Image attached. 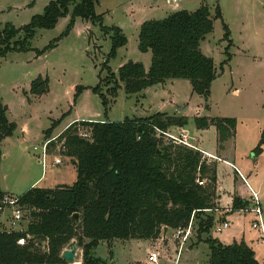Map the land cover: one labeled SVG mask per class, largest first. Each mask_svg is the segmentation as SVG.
<instances>
[{"label": "rangeland", "instance_id": "rangeland-1", "mask_svg": "<svg viewBox=\"0 0 264 264\" xmlns=\"http://www.w3.org/2000/svg\"><path fill=\"white\" fill-rule=\"evenodd\" d=\"M49 1L0 0V32L5 25L17 30L8 44H0V49L6 45L15 49V43L20 44L24 37L21 28L33 16L42 14ZM93 4L95 15L102 18V26L117 27L126 38V45L118 48L113 58H107L111 48V33L102 31L99 23L80 18L74 19L67 35L54 43L55 47L37 53L52 44L68 28L72 7L57 20L53 29L35 30L26 52L11 51L4 57L0 56V98L7 107L8 121L16 124L14 134L0 146L10 156L2 164L4 169L8 166L9 169L13 168L9 172L7 184L19 181L20 175L25 173L33 175L43 170L45 181L41 187L55 188L59 184L71 186L76 172L74 169L72 171L67 152L55 140L69 125L79 121L119 122L125 118L149 117L157 112L186 117L190 138L199 140V147L212 153L217 152L215 128L197 130L194 118L236 119V140L227 144L224 153L218 154L223 160L232 163V167L241 172L247 181L250 180L247 176L250 172L254 178L261 180L264 175V142L260 150L254 152V149L264 131V0H94ZM201 6L209 9L212 18L218 6L222 16V20L213 21L212 32L200 43L201 53L213 60L217 72L206 101L192 93L186 80H167L130 96L125 94L121 85L115 99L107 96L106 115L101 99L90 89L84 90L74 101L76 86L93 88L110 73L115 74L128 61L141 63L145 70L149 68L150 52L141 53L137 49L139 27L143 22L162 20L180 10L194 12ZM222 23L230 31L232 46L229 49L231 61L220 71L228 45L223 39ZM38 76L48 78L49 91L34 97L29 94V86ZM102 94L106 95L104 83ZM64 114L65 118L52 132L53 144L43 149L46 142L43 132ZM178 130L176 127L169 128V132L175 135H178ZM78 131L83 137L90 135L88 127H79ZM200 132H203L202 137ZM163 141L161 143L164 146L166 144ZM56 160L61 164H55ZM219 166L224 172L222 176L226 188L243 200H249L250 193L237 176L235 179L232 167L222 162H219ZM25 181L11 192L13 197L27 191ZM203 182L202 187H206L208 181L203 179ZM260 204L264 223V188L260 193ZM30 214L29 208L22 209V218L19 225L13 227L14 230L24 229L31 221ZM205 214L212 215L211 212ZM10 215L12 210L5 209L0 219L6 220ZM200 218L205 219L206 216ZM226 218L230 223L228 229L217 232L214 225L201 238L210 237L223 244H231L234 232L244 233L245 237L252 236L256 258L264 264V242L256 240L258 232L251 228L250 223L252 214L234 212ZM196 232L197 226L194 224L189 241L180 250L179 242L173 238V230L164 233L161 229L155 240H114L110 243V249L105 242H100L93 255L107 264H147V252L155 251L158 254L157 264H209L208 247L205 244L190 247L189 243L197 237ZM128 246L134 249L128 251ZM109 251L112 253L111 259ZM81 260L82 251L77 247L74 260L63 261L62 264H81Z\"/></svg>", "mask_w": 264, "mask_h": 264}, {"label": "trees", "instance_id": "trees-1", "mask_svg": "<svg viewBox=\"0 0 264 264\" xmlns=\"http://www.w3.org/2000/svg\"><path fill=\"white\" fill-rule=\"evenodd\" d=\"M93 2L50 0L42 14L33 16L21 28L24 34L21 43L16 42L15 49L6 45L0 49V56L11 51L26 52L35 30L53 29L57 20L72 7L68 28L37 53L55 47L54 43L67 35L74 19L80 18L99 23L102 31L111 33L107 58H113L116 50L126 45V38L119 28L102 26V18L94 13ZM214 20H222L218 6L213 18L209 9L201 6L194 12L180 10L162 20L143 22L139 27L137 49L141 53L150 52L149 68L145 70L141 63L128 61L93 88L76 86L74 101L84 90L90 89L101 99L106 115L107 96L115 99L121 85L130 96L167 80L188 81L192 93L206 101L217 72L213 60L201 53L200 43L212 32ZM222 24L223 39L228 45L220 71L231 61L229 49L232 46L230 31ZM0 33V44L5 45L15 37L17 30L5 25ZM103 83L106 95L102 94ZM48 85L47 77L38 76L31 81L29 94L45 95ZM6 113L7 107L0 98V142L16 130V124L8 121ZM65 115L43 132L45 141L51 140L52 132ZM193 122L198 130L215 128L218 150L234 137V118L196 117ZM187 124L184 116L155 113L119 122L79 121L69 125L55 140L68 157L73 158L75 181L71 186L60 185L54 189L30 188L17 197L21 210H31V221L24 231H0V264H62L61 252L74 241L82 251L81 264H107L93 255L100 242H105L110 249L114 240H155L161 229H186L193 220L197 221L198 238L203 233L208 234L216 220L205 214L214 208L215 167L207 165L199 152L180 145L163 146L155 137V128L166 130ZM79 127H88L89 137L81 136ZM263 142L264 131L254 152L260 150ZM1 157L0 150V162ZM203 179L208 181L206 187L196 183ZM5 196L0 190V201ZM247 206L237 197L232 199V211ZM74 214H78V221L73 219ZM204 215L206 218L201 219ZM20 239L25 240L24 245L18 244ZM198 242L207 245L209 264H259L253 250L243 242L223 245L210 237ZM111 256L109 251L110 259Z\"/></svg>", "mask_w": 264, "mask_h": 264}, {"label": "crops", "instance_id": "crops-1", "mask_svg": "<svg viewBox=\"0 0 264 264\" xmlns=\"http://www.w3.org/2000/svg\"><path fill=\"white\" fill-rule=\"evenodd\" d=\"M157 113H167V112H157ZM176 116H181V115H176ZM236 120V119H235ZM195 127V126H194ZM212 127V126H211ZM176 128H178L179 130H178V132H181V131H185L186 132V134H187V136H188V138H190L191 137V135L189 134V132L187 131V129H188V126H185L184 128L182 127V128H180V127H176ZM171 130V129H170ZM198 130V129H197ZM206 130V129H205ZM208 130V129H207ZM172 133H174V132H172ZM201 133H203V132H200V134ZM217 135V134H216ZM26 136V135H25ZM236 136H237V121H236V128H235V133H234V137L233 138H231L230 140H228V141H226L225 143H224V145H223V149L222 150H218V149H216L217 148V143H216V151L217 152H215V153H212V152H207L206 150H204V149H202L201 147H199V145L197 144V141H198V143H199V140H197L196 138H190V139H192V142L191 143H193L197 148H199L200 150H202V151H204L205 153H207V154H209V155H211L212 157H214V158H216V159H208V160H206V164L207 165H212V166H214L215 167V173H216V175H215V179H216V181H215V184H214V188L212 189V192H213V200H212V203L214 204V208H213V210H210V211H207V212H211V214L213 215H211L213 218H216V220H215V224L214 225H216V227L218 226V224H220V223H227V225H228V227L226 228V229H228L229 227H230V223H229V221L227 220V218L226 217H229V216H231L234 212H238L239 214H242V215H245V214H248V213H250L249 212V207L251 206V203H250V199L249 200H243V198H241V197H239V196H237V195H235L234 194V192H232L230 189L228 190L227 188H226V186H225V184H224V182H225V180H224V178H223V176H222V174H224V172H223V170H221V168H220V166H219V162H222L223 164H225V165H227L228 167H232L233 165H232V163H230V162H228L227 160H223V158H220V156H219V154L220 153H224L225 152V148H226V146H227V144H229V142H231V141H235L236 139ZM201 137H202V134H201ZM11 137H9V139H10ZM8 138H6V140H7ZM5 141V139L4 140H2L1 142H0V146H2L1 145V143L2 142H4ZM18 148V147H17ZM0 150H1V154H2V157H1V162H0V190L4 193V194H6V196H12L13 194L11 193L14 189H15V187L17 186V185H19V184H23V182L25 181L24 180V178H26V181H25V189H30V188H34V187H36V188H43V189H54V188H50L49 186L47 187V188H45V187H41V184L45 181V175H44V171L42 170L41 171V173H37V174H33V175H30V174H27V173H25V174H23V175H20V177H21V181L19 180V181H17V182H11L10 184H7V182H8V177H9V172H11L12 171V167H10V169H9V166L7 167V168H5L4 169V167H3V162L4 161H6L7 159H9L10 158V156H9V154L6 152V153H4L3 151H2V149H1V147H0ZM18 150H19V148H18ZM17 150V151H18ZM24 153V152H23ZM23 153H22V155H23ZM219 153V154H218ZM68 160L70 161V163H71V166H72V171H73V169L75 170V168H74V165L72 164V160H73V158H68ZM37 163H39V161H38V159H37ZM56 164V163H55ZM61 164V163H60ZM232 169V171L234 172V175H235V179H237V177L244 183V185L246 186V188H247V190H248V192H249V189H251V190H253V191H255V192H258V194H259V198H260V193H261V191H262V188H264V175H263V177H262V179L261 180H258V179H256V178H254L253 177V175L251 174V172H250V174L249 175H247L248 177H249V179L250 180H246V178L243 176V174L241 173V172H239L240 173V175L244 178V180H245V182L239 177V174H237V172L235 171V167H232L231 168ZM238 171V170H237ZM237 176V177H236ZM251 181V182H250ZM49 184V183H48ZM58 186H60V184L58 185ZM250 193V192H249ZM234 197H237V198H239V199H241L242 201H244V202H246L247 204H248V206L246 207V208H244V209H242V210H238V211H232L231 210V205H232V199L234 198ZM260 208H261V204H260ZM246 209H248V210H246ZM263 209H264V207H263ZM5 209H3L2 210V212H0V215H2L3 214V211H4ZM7 210V209H6ZM261 211H262V209H261ZM207 212H205V213H207ZM250 214H252V213H250ZM11 216L12 215H10V217H6V220H4V219H0V231H24L25 230V228H26V226H25V228L24 229H18V230H14V228L13 227H11V221H12V219H11ZM252 216H253V218L251 219V221H250V223L252 224L254 221H255V216L252 214ZM262 216H263V213H262ZM218 220V221H217ZM194 224H196L197 225V221H195V220H193L192 222H191V230H192V226L194 225ZM264 224V223H263ZM17 225H19V223L17 224ZM16 226V225H15ZM14 226V227H15ZM252 228V227H251ZM226 229H224V230H226ZM164 230V229H163ZM168 230L169 229H167L166 230V232H168ZM191 230H190V234H191ZM255 230V229H254ZM257 231V230H256ZM166 232H164V233H166ZM258 233H257V235H256V240L257 241H259V242H261L260 241V232L259 231H257ZM190 234H189V236H190ZM202 235V234H201ZM201 235H200V237L198 238V237H196V239L192 242L191 241V243H189L190 244V247L191 248H193V247H199L200 245H203V244H205V243H203V242H198V239H199V241H204L206 238H201ZM188 236V238H187V240H186V242L183 244V245H185L186 243H187V241H189L188 239L190 238ZM198 236V235H197ZM232 237H234L233 239V243H240V242H243L244 244H246L249 248H251L252 250H253V252H254V256H255V259H256V261L259 263V264H262L257 258H256V252H255V248H254V246H253V242L252 241H254V239L252 238V236L250 237H245V235H244V233H239V232H234L233 233V236ZM127 241V240H126ZM113 242V241H112ZM111 242V243H112ZM221 244H223L224 242H220ZM233 243H231V244H233ZM112 245V244H111ZM206 245V244H205ZM223 245H230V244H223ZM180 246V245H179ZM207 246V245H206ZM129 248H127L128 249V251H130V249H134V248H130V246H128ZM181 249V248H180ZM178 250H179V247H178ZM148 254L149 253H151V251H149V252H147ZM148 254H147V256H148ZM208 255H209V250H208ZM136 263V262H135ZM148 264V263H147Z\"/></svg>", "mask_w": 264, "mask_h": 264}, {"label": "built area", "instance_id": "built-area-1", "mask_svg": "<svg viewBox=\"0 0 264 264\" xmlns=\"http://www.w3.org/2000/svg\"><path fill=\"white\" fill-rule=\"evenodd\" d=\"M154 131H155V137L161 141L164 140L163 143H165L166 145L171 143V144L180 145L190 150L199 152L201 154L202 160H204L205 162L208 159H216L212 157L211 155L205 153L204 151L200 150L199 148H197L193 143H191L192 139L188 138L185 131L178 132L177 133L178 135L170 133L169 129L161 130V129L155 128ZM50 141L48 140L43 144V149L46 150V146L50 143ZM44 155L45 154L43 153L42 161H44ZM55 163L59 164L60 161L56 160ZM235 171L237 172V174H239V177L245 182L244 178L240 175L239 171H237V169H235ZM196 183L200 186L204 184V182L200 180H197ZM249 192H250L251 206L248 209H249V212L252 213L256 217V220L252 223L251 227L252 229H255L260 232V241L264 242V224H263L262 211L260 208L259 194L258 192H255L251 189H249ZM8 208L12 210L11 227H14L15 225L19 223V221L22 218L21 209L18 206L17 197L5 196L3 200L0 201V212H2L3 209H8ZM227 227H228L227 223H220L218 224L216 230L217 232H220L221 230H224ZM190 230H191V223L188 225L186 229H176L173 231V238L176 242L178 241L180 245L179 250L182 247V245L186 242L190 234ZM18 244L24 245L25 240L20 239L18 241ZM157 262H158V254L157 252L152 251L151 253L148 254L147 263L157 264Z\"/></svg>", "mask_w": 264, "mask_h": 264}, {"label": "water", "instance_id": "water-1", "mask_svg": "<svg viewBox=\"0 0 264 264\" xmlns=\"http://www.w3.org/2000/svg\"><path fill=\"white\" fill-rule=\"evenodd\" d=\"M73 219L78 221V214H74ZM218 221V220H217ZM167 228H164V232H166ZM77 251V247L74 242H71L66 248L61 252L60 258L63 261L72 262L74 260L75 254Z\"/></svg>", "mask_w": 264, "mask_h": 264}]
</instances>
